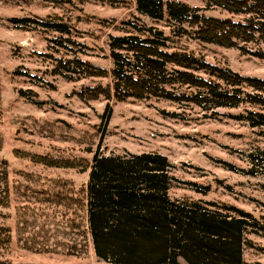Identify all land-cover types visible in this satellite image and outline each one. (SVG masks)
Returning <instances> with one entry per match:
<instances>
[{
    "label": "rangeland",
    "instance_id": "374dc122",
    "mask_svg": "<svg viewBox=\"0 0 264 264\" xmlns=\"http://www.w3.org/2000/svg\"><path fill=\"white\" fill-rule=\"evenodd\" d=\"M165 1L185 2L221 20L246 19L208 8L206 0ZM12 19L37 23L13 24ZM38 23L66 24L69 39L82 46L64 42L66 36ZM127 23L163 30L171 52L193 53L242 76L264 79V60L176 37L166 19L139 15L136 0H0V159L8 173V190L0 195V228L10 241L0 249V261L108 264L96 257L87 230V182L94 156L158 153L172 165L171 198L234 206L257 220L262 229L245 233L243 260L264 264V167H254L251 159L264 151V127L252 128L230 116L246 106L214 114L157 99L82 100L81 91L108 85L110 76L69 80L55 74L57 60L76 55L109 74L110 36L138 35ZM61 39L64 46L56 42ZM246 48L264 52V39ZM186 183L208 192L198 193Z\"/></svg>",
    "mask_w": 264,
    "mask_h": 264
},
{
    "label": "trees",
    "instance_id": "16d2710c",
    "mask_svg": "<svg viewBox=\"0 0 264 264\" xmlns=\"http://www.w3.org/2000/svg\"><path fill=\"white\" fill-rule=\"evenodd\" d=\"M206 5L246 19L234 22L208 17L204 9L182 1L136 0V11L152 20L166 19L176 37L239 49L264 60V52L246 48L264 39V0H206ZM11 22L37 23L29 19ZM38 24L66 36L64 42L82 46L69 39L71 29L66 24ZM127 24L138 35L110 36L109 74L78 55L57 60L55 74L69 80L75 75L110 76L108 85L81 91L82 100L157 99L193 104L214 114L216 109L246 106L242 113L230 116L252 128L264 127V79L242 76L193 53L171 52L170 39L163 30ZM62 39L56 42L64 46ZM21 94L27 96L26 92ZM251 159L254 167H264V151L251 155ZM37 160L57 167L52 160ZM6 165L0 159V195L8 190ZM171 167L167 157L158 153L94 156L85 212L96 257L108 264H245V233L262 226L250 213L234 206L171 198L169 191L176 180ZM186 184L203 195L208 192L196 183ZM3 201L1 198L0 203ZM9 242V235L0 228V249Z\"/></svg>",
    "mask_w": 264,
    "mask_h": 264
}]
</instances>
